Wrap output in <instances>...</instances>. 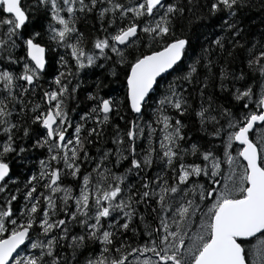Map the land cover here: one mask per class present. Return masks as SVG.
I'll return each mask as SVG.
<instances>
[{
	"label": "snow or ice",
	"instance_id": "snow-or-ice-1",
	"mask_svg": "<svg viewBox=\"0 0 264 264\" xmlns=\"http://www.w3.org/2000/svg\"><path fill=\"white\" fill-rule=\"evenodd\" d=\"M253 7L0 0V264H264V30L249 32ZM93 14L85 47L77 22ZM57 48L62 70L44 88ZM95 69L123 94L97 77L78 112L79 77ZM186 119L199 124L195 142ZM109 126L114 147L90 156ZM34 149L45 156L22 190L12 164Z\"/></svg>",
	"mask_w": 264,
	"mask_h": 264
},
{
	"label": "trees",
	"instance_id": "trees-1",
	"mask_svg": "<svg viewBox=\"0 0 264 264\" xmlns=\"http://www.w3.org/2000/svg\"><path fill=\"white\" fill-rule=\"evenodd\" d=\"M254 7L251 11L247 12L246 16V24L249 27L250 33H256L257 36L261 32V30H264V9L261 8V0H253ZM45 21V25H46ZM78 29L84 33L85 36V47L90 46V40L93 36L97 34V31L99 29V24L97 23L94 14L90 15L89 17L82 18L77 22ZM217 33L219 34V30L217 29ZM64 54L63 48H57L54 52H52L47 59L50 61V67L48 68L46 74L41 80V83L44 88L49 87L50 82L52 80V77L55 76L56 72L59 70H62L60 68V65L58 63L59 56ZM239 55V53H237ZM230 66L231 60L229 61ZM119 69V66H117ZM235 68L237 71H239L240 65L239 61L236 62ZM74 70V65H73ZM14 71H19V68L14 69ZM48 72L51 73V75L48 74ZM97 77H101L103 79L104 84L106 87L103 89L104 93L112 94V95H119L122 96L123 89L120 87V82L111 76L107 75V72L102 73L100 69L95 70H83L81 76L79 79L82 81L81 89L78 91L80 92L79 100L76 101L77 105V111L82 112L86 109V107H90L89 102L86 100V92L87 91H93L95 89V83ZM171 78V77H169ZM75 82V81H74ZM54 86V85H53ZM31 99L36 102L37 98L34 96L31 97ZM149 111V115H150ZM113 123H118L120 127H124L123 121L119 120L118 117L113 114ZM185 123L188 124L187 131V138H190L193 142L197 141L200 137V133L198 131L199 124H195L193 126V123L191 120H185ZM155 126V125H154ZM111 134H112V128L109 126L105 130L104 137L100 140L98 144L94 143L93 145H88V150L90 153V156H95L97 153V148L104 149L108 147H114L111 142ZM202 142V141H201ZM25 143L30 144L31 141H25ZM43 151L36 152V150H30V155L28 161L25 162L24 166H21L19 162H14L12 164V175L14 178L18 179L20 182L21 188L23 190V183L26 178V176L31 175L33 172L37 171L36 168V157H42ZM124 167H127V163L125 162ZM121 171H123V168H121ZM131 177V183L134 184L136 187L139 186V178L135 176ZM14 191V189H13ZM22 204L23 201H20ZM15 205V202H14ZM141 210H143V206H141Z\"/></svg>",
	"mask_w": 264,
	"mask_h": 264
},
{
	"label": "flooded vegetation",
	"instance_id": "flooded-vegetation-1",
	"mask_svg": "<svg viewBox=\"0 0 264 264\" xmlns=\"http://www.w3.org/2000/svg\"><path fill=\"white\" fill-rule=\"evenodd\" d=\"M90 43V42H89ZM43 78H46V77H43ZM42 78V79H43ZM42 84V83H41ZM36 98H37V100H36V102H40V93H39V91L34 95ZM33 96V97H34ZM73 116L74 117H76V114L75 113H73ZM77 119H78V117H76ZM36 150V152H41V151H43L42 153H43V156L42 157H36V168H37V171L39 170V164H38V161L41 159V158H44V156H45V150L44 149H35ZM70 179V178H69Z\"/></svg>",
	"mask_w": 264,
	"mask_h": 264
},
{
	"label": "rangeland",
	"instance_id": "rangeland-1",
	"mask_svg": "<svg viewBox=\"0 0 264 264\" xmlns=\"http://www.w3.org/2000/svg\"><path fill=\"white\" fill-rule=\"evenodd\" d=\"M129 183H131V177H129V180H128Z\"/></svg>",
	"mask_w": 264,
	"mask_h": 264
}]
</instances>
